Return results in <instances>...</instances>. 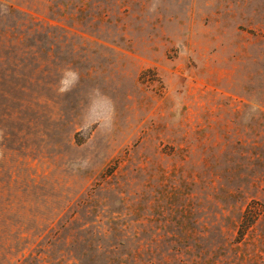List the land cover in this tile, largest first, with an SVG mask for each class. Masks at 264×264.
Masks as SVG:
<instances>
[{
    "label": "rangeland",
    "instance_id": "374dc122",
    "mask_svg": "<svg viewBox=\"0 0 264 264\" xmlns=\"http://www.w3.org/2000/svg\"><path fill=\"white\" fill-rule=\"evenodd\" d=\"M0 264H264V0H0Z\"/></svg>",
    "mask_w": 264,
    "mask_h": 264
}]
</instances>
